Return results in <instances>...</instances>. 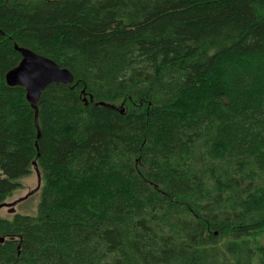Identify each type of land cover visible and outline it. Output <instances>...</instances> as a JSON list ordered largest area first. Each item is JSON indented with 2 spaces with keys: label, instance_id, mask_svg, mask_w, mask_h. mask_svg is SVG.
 Returning <instances> with one entry per match:
<instances>
[{
  "label": "trees",
  "instance_id": "1",
  "mask_svg": "<svg viewBox=\"0 0 264 264\" xmlns=\"http://www.w3.org/2000/svg\"><path fill=\"white\" fill-rule=\"evenodd\" d=\"M35 163L0 264H264V0H0V205Z\"/></svg>",
  "mask_w": 264,
  "mask_h": 264
},
{
  "label": "water",
  "instance_id": "2",
  "mask_svg": "<svg viewBox=\"0 0 264 264\" xmlns=\"http://www.w3.org/2000/svg\"><path fill=\"white\" fill-rule=\"evenodd\" d=\"M15 49L21 54L22 60L20 64L9 71L6 75V81L9 86L24 87L27 93V99L34 107L36 116L38 114L37 104L41 98L42 92L51 84H65L70 85L74 82L73 74L67 70L61 68L53 60L44 56L38 55L35 52L15 46ZM93 102V98H90ZM86 104L87 99H85ZM94 103V102H93ZM95 106H109L105 103L94 104ZM110 107V106H109ZM35 171L39 179V188L41 185V173L37 164H34ZM27 196L26 198H28ZM18 202L12 204L11 213H14L15 206ZM6 204L0 205V209L5 207ZM0 242H4V239L0 238Z\"/></svg>",
  "mask_w": 264,
  "mask_h": 264
},
{
  "label": "rangeland",
  "instance_id": "3",
  "mask_svg": "<svg viewBox=\"0 0 264 264\" xmlns=\"http://www.w3.org/2000/svg\"><path fill=\"white\" fill-rule=\"evenodd\" d=\"M2 173L0 171V177ZM22 188L14 191V193L5 202L6 206L0 209V217L5 219H12L14 215H28L36 216L39 210V204L41 202V190L43 186V180L39 188V179L36 171L27 178L20 180ZM29 196L28 198H26ZM17 203L14 213H11L12 204Z\"/></svg>",
  "mask_w": 264,
  "mask_h": 264
}]
</instances>
